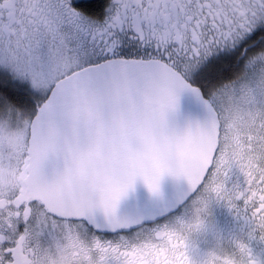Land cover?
Here are the masks:
<instances>
[{"label": "snow or ice", "instance_id": "1", "mask_svg": "<svg viewBox=\"0 0 264 264\" xmlns=\"http://www.w3.org/2000/svg\"><path fill=\"white\" fill-rule=\"evenodd\" d=\"M166 175L264 239V0H0V264H192L166 228L96 235L139 229L120 203Z\"/></svg>", "mask_w": 264, "mask_h": 264}, {"label": "flooded vegetation", "instance_id": "2", "mask_svg": "<svg viewBox=\"0 0 264 264\" xmlns=\"http://www.w3.org/2000/svg\"><path fill=\"white\" fill-rule=\"evenodd\" d=\"M226 187L232 191H245L247 180L238 167H233L226 179ZM204 186L197 189L189 198L171 212L141 222L139 229L133 227L128 230L98 232L101 239L113 243L121 239L129 243H138L153 238L157 231L182 228V235L186 236L187 253L192 264H206L210 254L231 256L237 261L245 260L240 245H245L251 252L257 264H264V239L261 229L251 212L238 211L244 208V201H235L237 207H232L226 199L217 198L214 194L205 195ZM207 201V207L201 210L199 202Z\"/></svg>", "mask_w": 264, "mask_h": 264}, {"label": "water", "instance_id": "3", "mask_svg": "<svg viewBox=\"0 0 264 264\" xmlns=\"http://www.w3.org/2000/svg\"><path fill=\"white\" fill-rule=\"evenodd\" d=\"M182 109L185 113L199 112L196 104L188 97L182 100ZM194 192L187 180L166 175L161 181V195L155 196L148 190L143 179L137 178L134 190L121 201L119 213L140 222L152 220L171 212Z\"/></svg>", "mask_w": 264, "mask_h": 264}, {"label": "clouds", "instance_id": "4", "mask_svg": "<svg viewBox=\"0 0 264 264\" xmlns=\"http://www.w3.org/2000/svg\"><path fill=\"white\" fill-rule=\"evenodd\" d=\"M199 206H200L201 210H204L207 207V201L201 200L199 202ZM162 230H165V229H162ZM166 230L177 232V233H182V228L180 225L173 227V228H166ZM184 238L187 239L186 236H184ZM220 257H221L220 255H218L216 253H212L209 255V257L206 261V264H221V261L219 259ZM236 264H243V261L242 260H239V261L236 260Z\"/></svg>", "mask_w": 264, "mask_h": 264}]
</instances>
